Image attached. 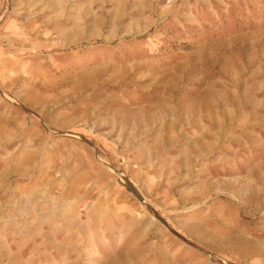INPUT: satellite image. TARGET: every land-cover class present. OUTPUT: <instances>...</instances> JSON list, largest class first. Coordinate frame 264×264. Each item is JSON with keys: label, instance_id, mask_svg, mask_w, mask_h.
Returning <instances> with one entry per match:
<instances>
[{"label": "rangeland", "instance_id": "374dc122", "mask_svg": "<svg viewBox=\"0 0 264 264\" xmlns=\"http://www.w3.org/2000/svg\"><path fill=\"white\" fill-rule=\"evenodd\" d=\"M0 264H264V0H0Z\"/></svg>", "mask_w": 264, "mask_h": 264}, {"label": "water", "instance_id": "95a60500", "mask_svg": "<svg viewBox=\"0 0 264 264\" xmlns=\"http://www.w3.org/2000/svg\"><path fill=\"white\" fill-rule=\"evenodd\" d=\"M119 176L123 179V181L125 182V184H126V186L129 188V190L133 193V195L140 201V202H142V203H144L143 202V198H142V196H140V194L137 192V190L134 188V186L130 183V181L125 177V176H123L122 174H119ZM155 215H156V213H155ZM159 219H160V221L168 228V229H170V227L167 225V223L163 220V219H161L160 217H159ZM174 234H176L177 236H178V234L176 233V232H174L172 229H170Z\"/></svg>", "mask_w": 264, "mask_h": 264}]
</instances>
